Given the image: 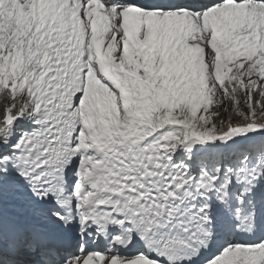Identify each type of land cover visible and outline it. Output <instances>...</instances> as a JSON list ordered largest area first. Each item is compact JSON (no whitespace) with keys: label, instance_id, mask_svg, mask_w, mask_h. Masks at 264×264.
I'll return each instance as SVG.
<instances>
[{"label":"snow or ice","instance_id":"6c2138e0","mask_svg":"<svg viewBox=\"0 0 264 264\" xmlns=\"http://www.w3.org/2000/svg\"><path fill=\"white\" fill-rule=\"evenodd\" d=\"M0 264H264V0H0Z\"/></svg>","mask_w":264,"mask_h":264}]
</instances>
